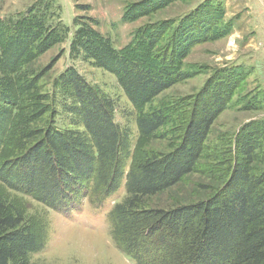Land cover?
<instances>
[{"label":"rangeland","instance_id":"rangeland-1","mask_svg":"<svg viewBox=\"0 0 264 264\" xmlns=\"http://www.w3.org/2000/svg\"><path fill=\"white\" fill-rule=\"evenodd\" d=\"M198 13V26L191 33L195 23L187 19L183 33L184 19ZM122 55L155 73L172 58L189 77L173 78L150 101L136 104L123 86ZM68 70L114 100L115 118L129 136L123 154L129 158L145 149L168 153L178 144L175 133L139 139V111L174 105L175 117L183 118L201 95L217 110L196 170L146 198L148 208L170 210L217 194L230 173L229 150L252 140V130L260 132L264 169V0H0V116H20L3 123L1 159L22 155L48 124L83 129L66 108L72 103L64 86ZM20 130L34 133L24 147ZM125 194L123 185L101 207L85 202L81 211L63 214L0 182L7 211L21 214L42 237V248L25 264H136L116 246L107 221Z\"/></svg>","mask_w":264,"mask_h":264},{"label":"trees","instance_id":"trees-1","mask_svg":"<svg viewBox=\"0 0 264 264\" xmlns=\"http://www.w3.org/2000/svg\"><path fill=\"white\" fill-rule=\"evenodd\" d=\"M199 17V13L187 16L180 26L183 33L187 31L185 20L195 23L191 32L198 26ZM122 57L123 86L136 104L150 101L169 87L173 78L189 77L172 58L155 73ZM63 76L72 99L66 108L83 129L63 130L48 124L37 132L39 140L25 147L22 155L0 157V182L5 187L49 209L72 214L81 211L85 202L103 206L124 185L126 194L112 206L107 221L116 246L136 264H264L260 132L250 131L252 140H239L236 148L229 150L233 156L230 173L217 194L170 210L148 208L146 198L196 170L217 110L212 111L201 95L193 112L183 118L175 117L174 105L139 111V139H166L175 133L178 144L168 153L145 149L129 158L123 156L130 147L129 136L115 118L114 100L75 70ZM230 80L227 88L232 91L235 80ZM4 115L6 119L20 118L17 112ZM5 121L0 116V131L5 130ZM174 121L177 125L170 127ZM25 131H18L19 147L34 136ZM4 147L0 146V156ZM4 207L0 200V264H25L29 253L42 248L41 234L21 214Z\"/></svg>","mask_w":264,"mask_h":264}]
</instances>
